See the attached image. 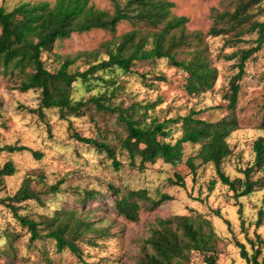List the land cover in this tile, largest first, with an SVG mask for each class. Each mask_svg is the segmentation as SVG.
Returning a JSON list of instances; mask_svg holds the SVG:
<instances>
[{"label":"rangeland","instance_id":"obj_1","mask_svg":"<svg viewBox=\"0 0 264 264\" xmlns=\"http://www.w3.org/2000/svg\"><path fill=\"white\" fill-rule=\"evenodd\" d=\"M42 0H0L6 10H11L20 2ZM53 3L55 0H45ZM124 2L125 0H119ZM174 6L171 15H185L187 31L199 30L203 34L213 23L212 8L216 11L231 10L236 0H171ZM99 9L111 11V0H89ZM258 8V9H257ZM255 8V19H264V0ZM131 28V23L121 21L113 34L102 29L72 33L68 38L54 43L51 51L44 52V64L50 70L57 68L65 56H74L79 51H91L112 35L116 36ZM255 33H246L243 38H254ZM204 44L213 64L217 68V79L212 89L198 95H188L184 89L185 74L170 66L166 59L153 62H135L133 70L145 74L143 80L139 74L119 75L121 89L116 92L113 101L127 106L133 101L156 102L148 110L149 115L158 118L184 115L190 108L204 109L199 115L215 120L230 113L223 95L228 92L229 77L237 70L233 66L235 58L225 59L238 48L253 43H224L225 35L205 36ZM188 48H180L179 58H187ZM100 57L105 55L101 52ZM86 57H80L70 66L71 69H84ZM107 76V74H104ZM19 78L0 76V147L4 145L26 146L21 150H0V166L11 160L15 168L13 175L4 176L0 183V197L12 194L26 176L30 178L33 189L44 192L49 184L60 180L57 193H41L42 203L29 200L21 213H28L33 219L53 215L55 209H74L78 215L101 228V233L89 232L83 240L77 241L80 257L68 248L58 251L55 242L49 238L28 241L26 228L13 217L12 212L0 203V264H143L144 240L149 237L157 218H166L174 214L201 213L207 217L218 236L216 247L219 255L217 264H246L239 255L235 241L243 242L250 251L245 236L251 238L258 233L264 241V214L256 225L257 210H264V188L248 196L236 199L231 191L217 178L211 163L196 164L195 172L190 171L184 159L196 152L197 144L184 143L183 160L175 166L157 160L147 164L144 171L130 168L127 158L120 149V140L125 131L115 114L97 110L92 103L86 104L79 115L59 117L57 109L44 110L43 117L29 111L38 102L39 91L24 92L15 88ZM100 86L90 87L75 82L74 98L97 94ZM264 110V41L258 51L245 62L244 73L239 81V92L234 114L238 128L227 139L232 152L223 162V170L230 177L242 176L239 171L253 161L252 144L256 137L264 136L259 127ZM74 132L82 136L104 139L116 151V157L124 162L113 170L110 160L98 153L93 147L81 143L72 136ZM178 135L173 130V138ZM30 149L40 150L43 155L36 159ZM179 172L184 185H173L167 181L173 172ZM259 175L254 173L253 176ZM215 180L212 189L210 181ZM145 189L152 197L158 198L162 192L172 199L158 206L151 201L137 198L140 205L135 220L128 219L114 207L115 197H121L129 189ZM116 189L120 193L116 194ZM83 190H94L96 195L83 200ZM241 206V213L238 207ZM218 210L220 216L214 214ZM229 220V227L224 222ZM92 238V241H87ZM147 250H150L147 248ZM264 252V243L262 244ZM201 256L192 254L190 264H200Z\"/></svg>","mask_w":264,"mask_h":264},{"label":"trees","instance_id":"obj_2","mask_svg":"<svg viewBox=\"0 0 264 264\" xmlns=\"http://www.w3.org/2000/svg\"><path fill=\"white\" fill-rule=\"evenodd\" d=\"M263 0H236L231 10L216 11L212 14L213 23L205 34L199 30L187 31L185 15H171L174 6L171 0H111L112 10H104L89 3V0L23 1L11 10L0 5V76L19 78L16 89L39 91L38 102L29 111L43 117L44 110L57 109L60 118L79 115L82 108L92 103L99 111L115 114L125 131L120 140V149L125 153L127 165L144 171L147 164L157 160L171 166L183 160L184 143L197 144L196 152L188 155L184 163L195 172V159L199 163H211L218 180L237 198L248 196L264 188V136L256 137L252 144L253 161L240 169L242 176L230 177L223 170L224 160L232 149L227 141L230 133L238 128L234 114L239 81L242 79L246 60L258 51L264 41V19H255L256 11ZM258 9V8H257ZM121 21L131 23V28L107 39L91 51H79L74 56H65L54 70L44 64L42 55L51 51L54 43L68 38L72 33L102 29L113 34ZM246 33H255L254 38L245 39ZM225 35L224 43H253L238 48L225 59L235 58L236 71L229 77L228 92L223 95L230 113L215 120H208L199 114L204 109L190 108L184 115L158 118L149 115L156 102L133 101L122 106L113 101L116 92L122 87L119 75L139 74L145 80V74L133 70L135 62H150L166 59L170 66L179 68L184 74L183 89L188 95L198 96L212 89L217 79V68L204 44L205 36ZM187 47V58H179L180 48ZM103 53L105 56L100 57ZM86 57L84 69H71L70 66L80 57ZM107 74V76H104ZM80 82L87 87L92 84L101 89L87 98L72 96L73 84ZM259 127L264 129V110ZM173 130L178 135L173 138ZM75 140L93 147L98 153L110 160L113 170H118L124 162L116 157L114 147L104 139L82 136L74 132ZM26 146L4 145L0 150H21ZM34 158L43 153L30 149ZM15 168L11 160L0 166V183L4 176L13 175ZM259 175L253 176L254 173ZM167 181L173 185H184L183 177L174 171ZM61 181L49 184L44 192L30 186V178L24 177L19 187L12 193L0 197V203L7 207L19 224L26 228L29 243L43 238L54 240L56 249L68 248L80 257L77 241L83 240L89 232L101 233L102 229L78 215L74 209L57 208L53 215L33 219L28 213H21L33 200L42 203L41 193H57ZM215 180L210 181L212 189ZM118 195V189L115 190ZM96 195L94 190H83V200ZM137 198L151 201L158 206L172 199L162 192L158 198H152L145 189H129L115 197L114 207L124 217L135 220L139 204ZM241 213V206L238 207ZM214 214L220 216L218 210ZM264 210H257L256 225H259ZM229 227V220L224 218ZM250 251L243 242L235 241L239 255L246 264H264V243L260 234L254 238L245 236ZM87 238V241H92ZM218 236L210 220L201 213L174 214L166 218H157L149 237L144 240L143 264H190L192 254L201 256L200 264H217L219 255L216 242ZM150 249V250H147Z\"/></svg>","mask_w":264,"mask_h":264}]
</instances>
